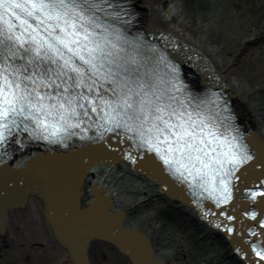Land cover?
I'll use <instances>...</instances> for the list:
<instances>
[{
  "label": "bare ground",
  "instance_id": "1",
  "mask_svg": "<svg viewBox=\"0 0 264 264\" xmlns=\"http://www.w3.org/2000/svg\"><path fill=\"white\" fill-rule=\"evenodd\" d=\"M139 3L150 12L154 26L157 28L156 31L150 26L146 28L142 26L143 19L150 20V18L145 16V12H140L142 7ZM122 7L128 11L121 13L118 10V14L114 15V20L113 18L110 20L118 26L121 35H126L134 46L137 45L143 49L146 45L153 44L157 50L164 51L167 57L177 60L185 71L183 83L190 82L193 87L191 91L196 95L200 94L204 87L200 79L208 78L209 75L216 77L215 81L217 82L210 86L214 93L222 95L228 100L227 104L230 105L234 114H236L238 106H243L249 112V118L247 116L242 118L237 114L236 116L246 133L250 132V135H253L249 141L258 154L257 160L262 165V169L254 183L251 180H246L249 185L245 188L248 199H251L253 193L260 197L251 202L248 210L245 207L243 212L245 217L242 219L247 218L252 224L255 223L254 227L259 226L264 222V147L261 145L264 143V107L259 103V91L251 89L247 81L241 78L239 71L235 69L234 61L228 59L219 47L211 43L210 29L202 32L201 36L197 35L191 26L192 22L183 17L181 0H127L126 3H122ZM98 15L103 19L107 17L101 13ZM138 54H143V51ZM164 60L166 62L167 59L164 58ZM144 63L148 64L149 68L151 67L149 62ZM22 64L27 65L26 61H22ZM195 69L203 75L201 78L190 74L197 72ZM142 70L145 69L141 67L140 71ZM22 74L27 73L22 72ZM145 78H147L146 75ZM41 91L44 90L41 89ZM220 109L223 114L218 118L219 126L222 128L221 131L226 134L230 132V130H226V126L234 124L230 123L228 119L232 113L224 103L221 104ZM234 114L232 115L235 116ZM87 120L85 118L81 127L69 129V132L62 134L61 138L53 137L61 143L58 146H51L50 143L46 146L34 141L43 138L35 134L33 123L27 129L13 128L12 134L7 137L3 146H0V205H7L23 192L28 184L31 186L33 182L31 183L30 177L24 173H37L41 174V178L34 182L38 184L36 185L38 188L42 189L44 196L49 200L48 204L53 208L52 212L58 213L60 220L62 213L70 211V207L66 209L60 207L69 206L73 201L68 196L70 192L72 193L71 188L69 190L67 188L73 184L77 173L83 168L82 205L88 206L94 203V192L101 191L102 197L111 202L110 212L122 214L126 220V227L135 229L147 237L155 257L161 259L164 264H180L179 262L172 263V261L180 260V252L166 249L169 244H173L175 248L180 246V241L174 239L178 237L169 234L166 239L157 242L155 230L160 231L161 228L151 227V231L140 225L152 215L137 216V220L132 216V212L137 213L138 210L151 204L166 206L175 211L177 215L187 218V221L192 223L204 238H218L223 241L225 243L224 254L232 262L236 264H264V259L257 255V252L262 250L253 244L254 236L249 235L247 240L246 237L237 233V230L240 232V223L234 225L233 232L237 240L232 243L211 223L210 209L201 205L203 202L193 201L191 204L187 197H182L181 187H178L176 180L168 179L163 165L157 160L151 159L154 156L134 148L120 135L118 137L115 133H111L113 131L108 132L99 128L94 134L92 133L93 129L82 131L86 128ZM102 123L104 122L102 121ZM234 125L238 126V123ZM72 130L77 132L78 139L70 135ZM101 137H104V140L100 139ZM107 139H110V142ZM7 161L10 162L11 170L1 166ZM30 162L33 164L28 168ZM231 205L235 206L236 202ZM237 210L239 208H236ZM105 211L107 208L105 209L101 204L98 205L94 211L96 219L101 218ZM43 216V203L41 199L33 196L27 197L25 209L8 210L5 214L7 223L5 231L8 233V238L10 235L14 236L12 238L10 236L9 242L20 241L21 238L18 237L20 231L16 232V230L21 224V227H26L27 234H30L28 236L31 243L28 250L38 243L42 247L40 250L32 248L35 252L60 256L61 253L53 249L49 227ZM85 218H87L86 223L91 224L90 218L87 216ZM234 221L236 222V220ZM106 253L108 254L107 250ZM30 254L32 255V253L28 255ZM140 254L145 258L141 246ZM261 254L263 253L261 252ZM61 258L66 262L64 257Z\"/></svg>",
  "mask_w": 264,
  "mask_h": 264
},
{
  "label": "snow or ice",
  "instance_id": "2",
  "mask_svg": "<svg viewBox=\"0 0 264 264\" xmlns=\"http://www.w3.org/2000/svg\"><path fill=\"white\" fill-rule=\"evenodd\" d=\"M126 2L0 0V146L20 121L31 120L48 133L46 140L59 139L81 127L85 118L91 120L89 111L103 113L99 127L110 124L105 131L123 128L134 133L169 171L191 178L217 203H226L232 179L251 156L236 136L219 132L211 118L189 111L183 101L177 104V97L144 80L139 67H132L134 58L119 55L122 49L107 38L109 26L98 13L112 7L127 12L122 7ZM21 51L34 54L27 59V65H34L30 72L27 65L10 71L9 59H25ZM172 72L178 78L179 68L172 67ZM105 83L113 85L115 99L106 95ZM257 255L264 259V254Z\"/></svg>",
  "mask_w": 264,
  "mask_h": 264
},
{
  "label": "water",
  "instance_id": "3",
  "mask_svg": "<svg viewBox=\"0 0 264 264\" xmlns=\"http://www.w3.org/2000/svg\"><path fill=\"white\" fill-rule=\"evenodd\" d=\"M199 75L201 76V74ZM215 79L216 77L214 78L212 75H209L208 78H205V82L208 85H213V82H217ZM251 137H253L252 134L249 135L247 139L253 150L254 157L247 166L242 167L237 173L233 200V203L236 202V205L233 207L229 205L223 208H217L206 201H203L201 205L206 206V209H210L211 223L218 232L228 237L232 243L237 240L233 232L235 229L234 225L240 223V232L237 230V233L246 237L247 240V237L252 234V236H254L253 244L260 248V250H262L261 252L264 254V222L254 227L255 223L252 224L247 218L242 219V217H245V215H243L245 207L248 210L251 206V202L256 200L257 197H260V195H255L252 196L251 199H248L245 190V188L249 186L246 180H251V182L254 183L262 169V165L259 160H257L258 154L249 141ZM261 145L264 147V143H261ZM151 159L156 160L155 157ZM32 164L33 162H30L28 168ZM1 166L11 170L9 161L2 163ZM24 174L30 177L29 181H31V183L33 182L31 186L28 184L25 190L18 194V196L7 205H0L1 241L4 242V240L8 238V233L5 231L7 228L5 220L7 211L25 209L27 197L33 196L41 199L43 203V217L46 225L49 227L53 249L61 253L60 256L56 257H64L67 264H103V262H99L98 257L100 254L105 255L106 250L111 252V256L114 255L118 257L121 260V264H164L161 259L155 257L151 243L147 237L141 235L135 229L126 227V220L122 214L110 212L111 202L102 197L101 191L94 192V203L88 206L82 205L81 197L83 192L81 191V184L84 174L83 168L77 173L73 184L67 188L68 190L71 188L72 193L70 192L68 196L72 198L73 201L69 206L60 207L64 209L70 207V211L62 213L60 220L58 218L59 214L52 212L53 208L48 204L49 200L44 196L43 191H41L42 189L38 188L36 186L38 184L34 182L37 181L38 178H41V174ZM239 174H241L240 177ZM168 179L173 181L171 177ZM177 185L179 187L180 184L177 182ZM182 191L183 193L180 192L182 197H187L185 191L183 189ZM188 201L193 204L190 199ZM100 204L103 205L105 209L107 208V211L104 212L101 218L96 219L94 211ZM236 208H239V210L236 211ZM85 215L90 218L91 224L86 223L87 218H85ZM234 220H236V222ZM217 225H219V227H217ZM229 228L231 231L228 230ZM246 234L247 236H245ZM140 246L144 251L145 258L140 254ZM8 248L9 246L5 244V247L0 246V251ZM106 259L107 258H104V260Z\"/></svg>",
  "mask_w": 264,
  "mask_h": 264
},
{
  "label": "rangeland",
  "instance_id": "4",
  "mask_svg": "<svg viewBox=\"0 0 264 264\" xmlns=\"http://www.w3.org/2000/svg\"><path fill=\"white\" fill-rule=\"evenodd\" d=\"M181 2L184 19L192 22L191 26L198 36L203 35L202 32L210 29V34H212H209L211 43L219 47L228 59L234 61L235 69L239 71L240 77L247 81L248 86L259 91V103L264 107V0H181ZM139 5L142 7L140 12H145V16L150 18V20L143 19L142 26L144 28L150 26L156 31L157 28L154 26L150 12L141 3ZM182 52L187 54L184 51ZM236 114L242 118L245 116L249 118V112L243 106L236 108ZM149 214L152 217L140 225L145 229L149 228V230H151V227L161 228L160 231L155 230L157 242L166 239L169 234H174L175 237H178L174 239L181 243L177 248L173 244L166 247L169 251L176 250L180 252V260L172 261V263L236 264L226 258L223 250L225 243L223 241L218 238H204L200 231L187 221V218L177 215L170 208L151 204L138 210L137 213L132 212L135 220H137V216L147 217ZM25 228L21 227L20 224L16 230V232L20 231V233L18 232V237L21 238L20 241L10 243V236L11 238L14 237L10 235L5 242L0 239V246L5 247V244H7L9 249L13 248V252L16 254L24 253L28 256V252L32 253L29 258H39L45 264L51 262L52 264H67L61 257L56 258L53 254L47 255L45 253L42 255L41 252L32 250V248L36 250L39 248L40 250L42 246L38 243L28 250L31 243L28 236L30 234H27ZM105 256L108 257V261L104 262L113 261L111 264H121V262L113 260L110 252L106 253ZM102 257L100 254V258Z\"/></svg>",
  "mask_w": 264,
  "mask_h": 264
},
{
  "label": "flooded vegetation",
  "instance_id": "5",
  "mask_svg": "<svg viewBox=\"0 0 264 264\" xmlns=\"http://www.w3.org/2000/svg\"><path fill=\"white\" fill-rule=\"evenodd\" d=\"M23 245L26 246L25 243H23ZM37 249H39V248H37ZM13 250H14L13 248L11 250L8 248V249L0 251V264H45V262H41L39 260V258H35V257L29 258L30 255L26 256L24 253L16 254L15 252H13ZM28 254H29V252H28ZM40 254L43 255V253H40ZM102 256L103 257L100 258V255H99V257H98L99 262H103V264H111L113 262V261L109 262V263L104 262V261H108V257L105 255H102ZM112 257H113V260L114 259L116 260V262L117 261L121 262V260L118 257H116L114 255H112ZM104 258H107V259L104 260ZM50 264H52V262Z\"/></svg>",
  "mask_w": 264,
  "mask_h": 264
}]
</instances>
